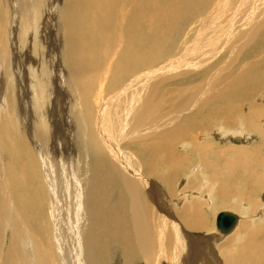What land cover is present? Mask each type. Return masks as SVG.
Returning <instances> with one entry per match:
<instances>
[{
    "label": "bare ground",
    "instance_id": "obj_1",
    "mask_svg": "<svg viewBox=\"0 0 264 264\" xmlns=\"http://www.w3.org/2000/svg\"><path fill=\"white\" fill-rule=\"evenodd\" d=\"M66 1L14 0L9 43L0 0V74L10 51L24 53L1 128L25 125L27 141L0 176V264L264 260V191L250 208L264 189V0ZM47 16L59 30L46 52ZM32 80L49 97L30 98ZM253 135L224 162L226 142ZM217 204L247 211L223 210L237 220L222 232V212L210 229L202 206ZM244 217L255 227L242 234Z\"/></svg>",
    "mask_w": 264,
    "mask_h": 264
},
{
    "label": "rangeland",
    "instance_id": "obj_2",
    "mask_svg": "<svg viewBox=\"0 0 264 264\" xmlns=\"http://www.w3.org/2000/svg\"><path fill=\"white\" fill-rule=\"evenodd\" d=\"M14 0H5V4H6V7H7V11L9 10V12H6V9H5V6H4V8L3 7H1L2 8V10H3V12L2 13H4V12H6V17H7V20L8 19H10V20H8V23L10 22V24H8L7 23V27L9 28L8 29V32H7V42H9V40H10V38L9 37H11V36H9L10 35V30H11V27H13V25H12V19H13V13L15 14V12H16V8H15V6H14V2H13ZM17 1V0H16ZM46 0H41V2L43 3V6L46 8V2H45ZM50 1V0H49ZM66 1V0H65ZM64 3V0H58V3H60L61 5ZM67 2V1H66ZM57 5H59V4H57ZM13 6V7H12ZM166 6V5H165ZM13 10H14V12H13ZM5 14V13H4ZM11 16V17H10ZM45 21V22H44ZM43 21V25L40 27L41 29H39V32H41L40 34H43V35H40V37H42L41 38V43H42V45H45V48H47V49H45L46 50V52L48 51V45H47V43H48V41H49V38L50 39H52V38H55V36H56V34H55V32L57 31V30H59V28H58V22H53L52 20H51V18L49 17V16H47V18H46V20H44ZM44 24H45V26H44ZM54 29V30H53ZM61 29V28H60ZM61 31V30H60ZM46 32V33H45ZM57 33V32H56ZM45 34V35H44ZM53 34V35H52ZM9 36V37H8ZM38 38H39V36H38ZM58 40L60 39V34H58V36L56 37ZM39 41V40H38ZM44 41V42H43ZM60 42V41H59ZM59 42H58V45L60 46L61 45V43L59 44ZM9 43H11V42H9ZM179 44V43H178ZM11 47V45L9 44V48ZM9 48H8V51H9ZM44 50V51H45ZM11 52V54H12V51H10ZM9 52V53H10ZM21 53H23V51L22 52H20V50H14V52H13V54H12V58H10V55H9V58L8 59H6V63H5V65L3 64V68L1 69V76L0 77H2V80L0 79V133H2L1 134V136H2V140L0 139V141H1V146H2V150H3V152H2V155L0 154V171H1V173H0V176L1 177H4V174H5V171L4 170H6V168H7V166H11L10 165V163L11 164H13L12 165V167L11 168H13V169H17L19 166H20V160H21V157H20V159H19V155L21 156L22 155V153L24 154L25 153V142H27L25 139H26V128H25V125H24V127H21V126H18L19 124L18 123H16L15 122V120L16 119H14L13 120V122H15L16 123V125H14V127L13 126H11L10 125V127L12 128L11 129V135L9 136V135H7V133H6V131L5 130H3L4 129V127L5 126H2V120H4L3 119V117L4 116H7V115H13V114H15V109L13 108V105L17 102V98L16 97H19L20 96V94H19V83H17L16 84V82L14 81V82H12L13 80L12 79H10L11 78V74L9 73V71L11 72V69H12V71L14 70V68H15V64H16V62H18V63H21V61L19 62V60H22L21 58H22V55L24 54H21ZM166 53H168V52H166ZM44 54H45V52H44ZM59 56V55H58ZM59 61H61V58H60V56H59ZM5 62V61H4ZM12 63V64H11ZM7 64V65H6ZM10 66L12 67V68H10ZM58 66H60V68H59V70H58V73H60V74H58L59 75V78H58V82H59V91L60 90H62V91H65V89H64V84H67L68 82L66 81V83H64L63 81H62V76H63V74H65L66 73V71H67V69H66V67L63 65V63H62V61L60 62V64H58ZM10 70H9V69ZM6 70V71H5ZM7 71H8V73H7ZM55 71H57V70H55ZM61 76V77H60ZM12 80V81H11ZM33 81V86L30 88V89H28V91H29V94L28 95H30L31 97L30 98H32V99H34V97H36L37 98V100L39 101L40 99H45V98H47V97H49V95L51 94V89H50V85L48 84V85H46V83H45V81H44V86H45V91L44 92H40V91H42V90H40V89H38V87L37 86H35L36 85V81L35 80H32ZM35 81V82H34ZM41 81V80H40ZM60 81H62V82H60ZM4 84V85H3ZM14 84V85H13ZM62 86H61V85ZM17 85H18V87H17ZM68 85V84H67ZM17 88H18V90H17ZM41 88H43L42 86H41ZM33 89V90H32ZM31 91H34V93L35 94H33V92H32V94H31ZM67 94H66V96L68 97V99H70V101H71V103H72V98H69L70 97V92H66ZM18 94H19V96H18ZM48 94V95H47ZM33 95V96H32ZM263 97H264V95H263ZM14 98H16V99H14ZM8 99V100H7ZM14 100H16V101H14ZM16 107V106H15ZM47 109H48V111H47ZM63 111V110H62ZM69 110H65V108H64V115H63V118H64V116H66V114H68V113H70V112H68ZM44 114H40L39 116H38V121H37V124H39V123H41L43 120H45L46 119V121H50V113H51V110H50V108L48 107V106H46L45 107V109H44ZM47 112V113H46ZM14 118H15V116H14ZM45 118V119H44ZM262 118V119H261ZM261 120L262 121H260L261 122V124H262V126L264 125V114H263V116H261ZM43 119V120H42ZM258 120H259V118H258ZM1 126H2V128H1ZM16 126H18V127H16ZM263 128V130L262 131H264V126L262 127ZM73 130V131H72ZM75 129L74 128H71V132L72 133H74L75 134ZM260 132V131H259ZM5 133H6V135H5ZM264 133V132H263ZM260 134V133H259ZM254 136V135H253ZM22 137H25V138H22ZM254 140V141H253ZM264 140V139H263ZM256 140H255V136L254 137H252L250 140H248L247 142H245V140H242L241 139V141L240 142H237V141H234V140H229L228 142H226V144L227 145H229V146H234V149H231L230 148V151L228 152V153H224V155L222 156V159L224 160V162H229V161H233V159H235V157H233L234 155H232V154H235L236 152L237 153H239L241 150H244V149H246V147H248V145L247 144H252V142H255ZM230 142V143H229ZM9 144H10V146H9ZM260 144V146H261V153L262 154H264V143L263 142H261V143H259ZM244 145V146H243ZM239 147V148H238ZM7 148H10L9 150L7 149ZM242 148V149H241ZM244 148V149H243ZM238 149H240L239 151H238ZM235 151V152H234ZM79 153H80V151H79ZM232 153V154H231ZM228 154H230V155H228ZM261 154V155H262ZM225 156V157H224ZM227 156V157H226ZM262 157L264 158V156L262 155ZM231 159V160H230ZM4 160V161H3ZM3 161V162H2ZM212 162V164H214V166H215V168L217 169L218 168V171L217 172H222L223 171V167L221 166V165H219V164H217L215 161H213V160H211ZM6 163V164H5ZM9 163V164H8ZM17 163H18V166H17ZM195 163H197V162H194V164ZM4 164V165H3ZM219 165V166H218ZM250 165V164H249ZM219 167H220V169H219ZM221 167H222V169H221ZM251 167V166H250ZM262 168V167H261ZM260 167L259 168H254V171H255V173H258V175H260V177L262 178V180L264 181V173H261L260 172V169H261ZM264 168V167H263ZM18 170V169H17ZM262 170V169H261ZM186 171H184V173H185ZM183 173V174H184ZM183 177V176H182ZM184 178V177H183ZM183 179H180L179 180V184H178V186H180V187H182V185H183ZM181 184V185H180ZM263 191H264V189H261V190H259V192L256 194H254V195H256V196H254V197H252L253 198V200H255V201H253V203L255 204H253L252 203V205L253 206H251L250 208L252 209V210H254L255 211V213H257L259 210H260V208H262V204L260 203V199L262 198L261 197V192L263 193ZM256 198V199H255ZM262 200V199H261ZM261 206H260V205ZM218 205V206H217ZM216 206L214 205L213 207H206V205H202L203 206V209L204 210H206L207 212H208V214H206V211H205V214L207 215V216H209V223H208V225H209V228L210 229H212V228H214L215 227V218H216V216H217V213H220V212H222L223 210L225 211V210H228V211H230V212H233V213H237V214H240V213H242L243 211L244 212H246L247 210V207L245 206H241L240 205V207H239V209H237V210H233V209H226V207H223V206H220V204H217ZM259 206V207H258ZM253 207H255V208H253ZM208 208V209H207ZM257 208H258V210H257ZM216 209V210H215ZM211 220V221H210ZM247 220H248V223H247ZM246 221V222H245ZM244 223L243 225H245V226H243L242 225V223ZM250 220L248 219V218H246V217H244L243 219H241L240 220V225H239V227L241 228H239L240 229V232L239 233H244V230H245V232H248L250 229H254V227H253V225L250 227ZM256 225H259L258 223L256 224ZM245 227V228H243V227ZM216 228V227H215ZM243 229V230H242ZM4 243V242H3ZM3 249V248H2ZM1 249V250H2ZM3 251V252H2ZM2 251H0V259L2 258H4V250H2ZM264 264V260H262V261H259V263L258 262H251L250 264ZM133 264H144L142 261H140V260H136Z\"/></svg>",
    "mask_w": 264,
    "mask_h": 264
},
{
    "label": "water",
    "instance_id": "obj_3",
    "mask_svg": "<svg viewBox=\"0 0 264 264\" xmlns=\"http://www.w3.org/2000/svg\"><path fill=\"white\" fill-rule=\"evenodd\" d=\"M236 220L237 218L235 215L228 212H222L217 216L216 225L222 232H227L235 225Z\"/></svg>",
    "mask_w": 264,
    "mask_h": 264
}]
</instances>
